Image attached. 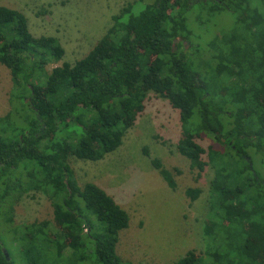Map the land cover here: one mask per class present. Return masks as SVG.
<instances>
[{
	"label": "trees",
	"instance_id": "obj_1",
	"mask_svg": "<svg viewBox=\"0 0 264 264\" xmlns=\"http://www.w3.org/2000/svg\"><path fill=\"white\" fill-rule=\"evenodd\" d=\"M141 1L123 6L82 58L50 71L47 65L65 55L59 40L35 37L21 12L0 6V64L13 71L19 96L0 117V197L44 193L55 213L74 215L78 241L66 254L74 264L85 261L88 248L100 264H124L116 245L129 225L127 211L94 182L79 184L70 157L97 161L115 151L153 91L179 110L176 149L191 172L201 177L214 169L208 239L215 254L205 263L188 250L172 264H264V0H154L138 9ZM226 13L232 25L209 28ZM202 34L212 36L204 45ZM196 134L211 142L204 147ZM143 153L150 157L147 147ZM151 164L175 189L160 158ZM185 193L193 202L201 189ZM232 200L243 216L226 225ZM46 229L24 225V244L27 235L33 242L26 264L61 263L67 234L54 230L52 238ZM44 247L53 248L55 259L48 261ZM0 264H12L1 240Z\"/></svg>",
	"mask_w": 264,
	"mask_h": 264
},
{
	"label": "rangeland",
	"instance_id": "obj_2",
	"mask_svg": "<svg viewBox=\"0 0 264 264\" xmlns=\"http://www.w3.org/2000/svg\"><path fill=\"white\" fill-rule=\"evenodd\" d=\"M132 1L0 0V6L21 12L35 37L54 36L59 40L65 55L61 61L47 65L50 71L64 61L75 62L102 42L112 18ZM153 1L142 0L136 7L139 9ZM233 21V16L226 13L212 18L209 28L213 31L225 28ZM192 22L195 24V19L192 18ZM211 37L202 34V44ZM12 75L11 69L0 64V117L14 109L13 102L19 99L14 92ZM144 105V110L127 129L122 144L115 151L97 161L70 157V165L79 184L94 182L127 211L129 225L120 231L116 245V252L124 264H172L188 250H194L197 259L207 263L209 256L215 254L208 239L215 225L209 214L210 181L214 169L207 167L201 177H196L189 168L188 159L177 151L176 143L182 137L178 109L153 91L147 93ZM94 124H100L99 120L94 119ZM193 138L204 147L211 142L210 138L199 134ZM144 147L150 157L144 155ZM154 157L160 158L173 173L175 189L152 166L151 158ZM188 187L201 189V194L193 202L185 193ZM15 195L12 192L5 200L0 197V240L8 250L12 264H26L24 252L29 251L28 246L32 247L33 242L27 235L29 243L24 244V225L33 222L47 227L49 237L53 238L54 230L58 229L67 234L62 243L65 255L61 256L60 264H74L66 255L72 252L78 241L77 234L71 232L74 215L55 213L52 201L42 192L31 191L17 200ZM225 208L226 225L243 216L241 203L232 200ZM83 212L92 224L97 223L94 215L85 209ZM42 252L48 261L55 259L52 247H44ZM85 255L81 264H100L91 249L88 248ZM36 264L45 263L39 261Z\"/></svg>",
	"mask_w": 264,
	"mask_h": 264
}]
</instances>
